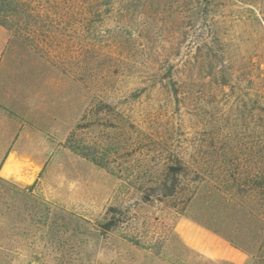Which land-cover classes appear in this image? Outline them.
Wrapping results in <instances>:
<instances>
[{
	"label": "rangeland",
	"instance_id": "rangeland-1",
	"mask_svg": "<svg viewBox=\"0 0 264 264\" xmlns=\"http://www.w3.org/2000/svg\"><path fill=\"white\" fill-rule=\"evenodd\" d=\"M113 1L95 27L9 29L43 57L60 147L0 173V264H264V199L233 181L264 163V0ZM222 59L226 83L193 64ZM187 223L243 261L189 246Z\"/></svg>",
	"mask_w": 264,
	"mask_h": 264
},
{
	"label": "crops",
	"instance_id": "crops-1",
	"mask_svg": "<svg viewBox=\"0 0 264 264\" xmlns=\"http://www.w3.org/2000/svg\"><path fill=\"white\" fill-rule=\"evenodd\" d=\"M42 58L27 45L14 44L9 29L0 24V173L11 175V166L25 160L41 168L58 157L59 105L52 102V81L45 102ZM181 230L185 242L207 256L243 261L241 251L208 231L192 223Z\"/></svg>",
	"mask_w": 264,
	"mask_h": 264
},
{
	"label": "trees",
	"instance_id": "trees-1",
	"mask_svg": "<svg viewBox=\"0 0 264 264\" xmlns=\"http://www.w3.org/2000/svg\"><path fill=\"white\" fill-rule=\"evenodd\" d=\"M113 6V0H0V24L7 29H14V32L19 34L22 30H30L32 26H40L45 32L43 38H47L51 28L73 23L74 20L80 22L79 19H76L82 16H85L88 25L98 26L102 22V16L113 9ZM211 42L216 43V49L222 55L227 53L226 46L222 44L220 38L214 36ZM226 60H207L202 66L198 64V61L193 62V64L198 70L203 69L211 77L219 78L221 82L226 83L232 74L230 63ZM81 153L90 158L87 151L82 150ZM178 161L180 172L182 168L187 166L183 159L178 158ZM233 181L237 195L252 196L258 194L264 199V163L261 169L255 167L243 179L239 175ZM237 205L247 209L248 214L252 216L259 215L261 209L260 206L255 208L252 205L247 206L243 202Z\"/></svg>",
	"mask_w": 264,
	"mask_h": 264
}]
</instances>
